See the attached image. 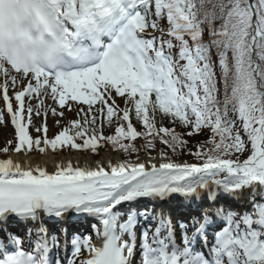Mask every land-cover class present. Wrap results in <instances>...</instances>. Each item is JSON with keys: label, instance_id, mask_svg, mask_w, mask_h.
Segmentation results:
<instances>
[{"label": "snow or ice", "instance_id": "6c2138e0", "mask_svg": "<svg viewBox=\"0 0 264 264\" xmlns=\"http://www.w3.org/2000/svg\"><path fill=\"white\" fill-rule=\"evenodd\" d=\"M0 79L5 155L149 152L109 170L0 160V264H264V0H0ZM46 99L87 111L49 139L64 111Z\"/></svg>", "mask_w": 264, "mask_h": 264}, {"label": "bare ground", "instance_id": "6f19581e", "mask_svg": "<svg viewBox=\"0 0 264 264\" xmlns=\"http://www.w3.org/2000/svg\"><path fill=\"white\" fill-rule=\"evenodd\" d=\"M45 104L46 105L49 104V99L45 100ZM51 106H53V103H51ZM0 128H1L0 129V140L1 141L4 142L6 140H12L13 139V137L9 133V130L7 131V128L3 127L2 125L0 126ZM148 155H147V157H142V158L138 159L134 163L146 161L148 159ZM150 155L153 156L154 154L150 153ZM9 158H11L14 162H17V163L31 165L33 168H35L36 166L46 168V170L49 173L54 172V170L58 164L67 165V163L69 161H71V163L73 164L74 167H76V166H79V167L88 166V167L94 168L99 163L102 166H104L106 170H109L108 169L109 161H111L112 164L120 163L123 161L121 156H119L117 154H112V153L103 154V156L101 157V159L98 162L92 161L90 158H82L78 155H69V156L62 155L60 158H57L56 156L51 154L49 149L42 156H33V154L31 152L27 153V154H23V153L17 154L14 152V153L8 155L7 158H5V159H9ZM0 160H2V159H0ZM150 162H155L158 164L160 162V160H159V158H156L155 160L150 161ZM195 163H199V162H195Z\"/></svg>", "mask_w": 264, "mask_h": 264}, {"label": "rangeland", "instance_id": "374dc122", "mask_svg": "<svg viewBox=\"0 0 264 264\" xmlns=\"http://www.w3.org/2000/svg\"><path fill=\"white\" fill-rule=\"evenodd\" d=\"M119 105H120L121 108L124 106L123 103H120ZM78 109H79V107H78ZM61 111H63V110H61ZM66 113H67V110L64 112V114H66ZM76 115H77V110L73 109V110L71 111V119H69V121H67V122H65V123H61V121H60L59 119H57V118H53L54 116L51 115V117H50V119H49V123L51 124V123H56L57 121H59V127H58V126H57V127H58L59 129L62 128L61 130H63V128L68 127V124H69L71 121H73V120L77 117ZM59 132H60V131L58 130L57 132L54 131L53 133H51L49 139L54 138ZM203 139H204L203 137L195 138V141L191 142V144L195 145V144H197L199 141H201V140H203ZM6 143H7V142H5V143L2 144V142H0V146H1L0 149H2L3 147H5ZM12 146H13V143H12ZM63 148H64V147H62V148H58V149H57V151L59 152V155H57V157L60 156V153H62ZM192 150L195 151L196 149L193 148ZM11 152H12V149L9 150V153H8V154H10ZM8 154H7V155H8ZM7 155L4 154V156H7ZM187 156H188V159H189L190 161L193 160V158H194L193 156H189L188 154H187Z\"/></svg>", "mask_w": 264, "mask_h": 264}, {"label": "trees", "instance_id": "16d2710c", "mask_svg": "<svg viewBox=\"0 0 264 264\" xmlns=\"http://www.w3.org/2000/svg\"><path fill=\"white\" fill-rule=\"evenodd\" d=\"M115 126H116V123L115 122L113 123V126L111 128H109L107 125H104V134L105 135H113L115 133ZM136 126L138 127L139 130L143 131V129L140 128L141 127L140 125H136ZM165 126H167V127H173V125L168 124L167 122H165ZM176 130L177 131H180L179 128H177ZM157 142H159V141H157ZM144 143H145V141H144Z\"/></svg>", "mask_w": 264, "mask_h": 264}]
</instances>
